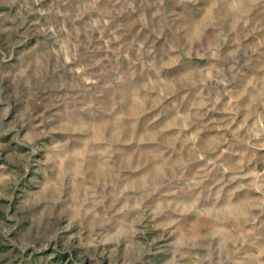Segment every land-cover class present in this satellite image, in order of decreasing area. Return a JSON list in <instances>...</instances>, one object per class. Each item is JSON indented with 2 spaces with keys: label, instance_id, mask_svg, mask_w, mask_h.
Here are the masks:
<instances>
[{
  "label": "rangeland",
  "instance_id": "obj_1",
  "mask_svg": "<svg viewBox=\"0 0 264 264\" xmlns=\"http://www.w3.org/2000/svg\"><path fill=\"white\" fill-rule=\"evenodd\" d=\"M0 264H264V0H0Z\"/></svg>",
  "mask_w": 264,
  "mask_h": 264
}]
</instances>
